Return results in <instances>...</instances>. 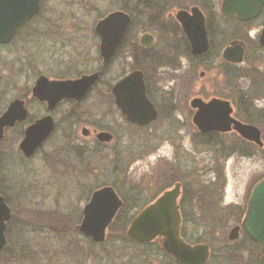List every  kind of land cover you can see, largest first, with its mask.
<instances>
[{"label": "rangeland", "instance_id": "obj_1", "mask_svg": "<svg viewBox=\"0 0 264 264\" xmlns=\"http://www.w3.org/2000/svg\"><path fill=\"white\" fill-rule=\"evenodd\" d=\"M137 2L41 0V12L20 30L12 43L0 47V114L14 98H30V88L40 74L64 78L75 73L92 72L98 66V38L94 33L97 22L114 11L132 12ZM170 7L174 5L168 6L167 10ZM143 12L128 35V40L134 41V44L147 30L148 15L151 14ZM156 34L160 44V32L156 31ZM121 51L123 55L108 69V86L113 78L131 69L133 61L125 55L127 49L122 48ZM249 65L247 62L243 66L246 68ZM165 70L161 69L159 72H164L163 75L159 79L155 77L152 83L155 99L171 89L175 93L181 90L178 88L180 72ZM259 72L264 74L263 64L259 66ZM241 84L247 87L249 94L258 92L250 79L242 80ZM189 93L188 98L192 91ZM232 102L237 117L251 118V123L261 130L263 146L257 147L251 141H248L251 144L241 142L234 133L219 135L217 141H222L221 146L230 147L232 156L227 161L223 157L219 159L214 170L209 168L208 162L215 154V147L209 148L203 144L205 142L200 144L196 141L208 140L198 138L189 118L183 126L173 122L174 118L185 120L183 116L175 117L177 114L165 120L162 113L156 123L143 130L129 127L119 116L115 127L118 147L115 148L114 144L109 150L100 149L87 140L84 156L72 155L71 159L67 157L61 164L58 161L55 163L52 156L53 150L58 147L56 141L61 140L58 135L45 144L42 153L25 158L18 149L21 128L6 132L0 146L4 158L3 185L11 218L7 222L6 246L0 252V264H160L156 255L159 251L132 246L125 240L128 222L136 214L132 208L123 209L117 220L123 222V226L111 227L102 242L104 244L98 247L73 228L79 224L83 206L92 191L111 186L120 197L132 191L149 196V192L156 193L173 182L163 179L166 174H177L175 167L179 164L182 168L178 172L179 177L181 173H188L187 182H193L195 188L202 189L208 186V181L217 178L216 196L219 190L221 193V182L224 181V203L241 204L248 186L264 178V101L259 100V119L239 111L237 99L233 98ZM29 105L34 118L38 109L33 102ZM82 109L80 105V108L71 110L81 112ZM101 109V113L106 115L109 111L113 112L111 107L104 105ZM72 146H77V143L73 142ZM171 146H177L174 151L178 157L174 162ZM235 150L241 155L246 151L247 158L236 159ZM157 160H161L162 164L156 166ZM205 167L211 171H205ZM174 177L177 179L178 176ZM213 205L211 210L195 213L198 228H187L186 231L194 241L198 239L199 243L210 246L217 254L221 245L228 243L227 236L236 222L223 213L226 211L219 212L218 207Z\"/></svg>", "mask_w": 264, "mask_h": 264}, {"label": "flooded vegetation", "instance_id": "obj_2", "mask_svg": "<svg viewBox=\"0 0 264 264\" xmlns=\"http://www.w3.org/2000/svg\"><path fill=\"white\" fill-rule=\"evenodd\" d=\"M216 1L217 0H138V2L135 3L136 6H134L132 12L128 13L122 11L129 16L130 23L121 42L108 61L103 60L100 52L101 39L94 31L98 38V66L92 72L78 73L77 75L75 73L73 76L70 75L64 78L47 77L40 74L30 88V98L17 97L8 103L0 116L7 110L8 106L13 101L19 100L23 102V106L26 110V117L22 121H17L11 128L4 129L3 139L0 141V144L3 142L6 132L21 128L20 132L22 135L18 143V149L25 158H31L38 153H42L45 144L49 142L50 139L56 138L58 135L57 138H61V140L59 142L58 140L56 141L57 143L55 144H58V147H55L52 156L55 159V163L58 161L61 164L66 161L67 157L68 159H71L72 155L78 154L84 156L86 152L85 147H87V140L94 143L95 146L100 149L109 150L114 144L115 148L118 147V137L115 127L119 116L124 119L126 125L129 127L143 130L156 123L157 120L161 118L162 113L165 120L177 114L175 117L183 116L185 120L174 118L172 120L173 122L183 126L184 123H188L189 118L192 129L197 132L198 138H205L209 142L203 140L199 141L198 139L196 141L200 142V144H202L201 142H205L203 144L208 145L209 148L215 147V154L208 162L209 168L214 170L216 162L219 159L223 157L227 161L229 160V157L232 156L230 153L232 151L231 148L225 145H222L225 146L222 147V141H217V136L234 133L241 139V142L247 144L248 140L242 138L233 129L232 124L229 125V130L225 132L218 130L201 132L193 121L198 112V108L193 106L192 102L194 100H198L204 105L212 101L222 102L225 105L227 104L231 111L229 117L233 118L240 124L255 127L259 131L262 142V132L256 127V125L251 123L252 119L248 118L251 120L250 121L235 115V104L232 100L233 98L238 100L239 111L244 114H250L259 119V100L264 101V74L263 72H259V66H261V64L264 66V47L260 44V36L264 29V7L260 13L258 10L255 16L241 19L236 15L224 14L222 12L225 0H219V2ZM170 5H174V7H170L167 10ZM12 6L13 3H11V5L6 4L3 5V8H9L7 10H12ZM41 10L42 3L41 0H39L38 12L26 21L11 39L1 43L0 47L8 46L12 43L16 39L20 30L33 20ZM142 10L144 11L143 14L147 11L146 13L151 15H148L149 22L147 23V30H145L138 38L137 44H134V41L128 40V35L132 31V26L135 21L139 20L142 16ZM185 28L189 29L192 33L196 52H194L193 45L187 36ZM156 31L160 32V44L157 43L158 35L156 34ZM162 34H165L164 37L161 36ZM143 36H147L143 40L144 44L141 42ZM122 48L127 49L125 55L133 61L131 69L128 73H123L120 76L113 78L112 83L108 86V69L117 58L123 55V51H121ZM227 48H235L241 52L242 61L240 63H234L226 60L224 58V51ZM248 57H251V59ZM183 61L185 62L183 63ZM247 62H249L250 65L244 68L243 65ZM143 65H145V67H143ZM161 69H166V72H180L178 77V88L181 89V92L179 91L178 93H175V91L171 89L168 92L162 93L159 98L155 99L152 92V83L155 81V77L156 79H159L163 75L164 72H159ZM135 72L142 75L145 88V98L155 111L154 119L144 125L129 122L122 114L121 109L117 106L115 97L112 93V88L118 81ZM254 74L256 76H254ZM92 75H96V80L83 95H80L79 97L76 95L59 96V91L55 87L57 82L75 81ZM42 78H45L48 82L40 85ZM246 79H250V82L254 84V88L256 87L258 91L256 94H249L247 92V87L242 86L241 81ZM34 91H36V93H34ZM189 91H192V93L188 98V94L190 95ZM31 102H33L38 109L34 118L29 109V104ZM80 105L81 108L83 107L81 112L71 110L74 108H80ZM87 105L91 110H88L86 107ZM102 105L111 107V111H113L112 114L110 111V113L108 112L107 114H111L110 116L101 113ZM60 114H62V117H60ZM47 117L51 119L52 123L50 133H48L45 139L35 148L30 156H25L19 148V145L24 140L26 131L34 124H39L41 120L46 119ZM100 133L108 134L109 138L100 140L98 137ZM83 139L85 141H83ZM73 142L77 143V146H72ZM60 143H62V145ZM248 143L251 144V142ZM252 144L255 143L252 142ZM255 145L259 147V145ZM171 148L173 149L172 160L174 162L175 157H178L177 152L174 151L177 146H171ZM235 151L236 159L243 160L247 158V152L245 150H242L245 151L242 155L238 150ZM72 152H75V154H72ZM216 154H218L219 157H217ZM250 155L253 157L252 154ZM2 159L4 158L0 146V198H2L3 202L8 207L7 196L4 191L5 186L3 185L5 178L2 168ZM160 162L161 160H157L156 166L158 164L161 165L162 163ZM209 168L205 167V171H211ZM175 169L177 170V174H174L173 172L166 174L164 176L165 179H163H169L173 182L161 188L156 193L149 192V196L137 191H132L128 194H122L120 197L111 186H108L116 193L121 202V206L106 229L104 241L106 240L107 232L111 227L115 225L118 226V224L123 226V222L117 220L119 214L123 212L125 207L132 208L133 211H136V214L128 222L129 224L127 227H129L135 217L144 208L151 205L163 193L178 185L179 191L176 205L181 220L179 236L185 243L189 245L201 244L198 239L197 241H194L193 237L186 230L187 228H198L196 224L198 223L196 221L198 220V217L196 218L195 213L211 210L214 206L213 203L218 207L217 211H226V213H223L227 214L228 218L236 222L232 226V229L236 227L240 228L236 239L229 240L227 237L228 243L225 246L221 245V248L218 249L220 251L219 253L214 254L211 247L207 245L209 248V258L205 264H259V245L255 243L241 228L248 198L251 194L252 188L258 181L248 186L241 204L233 202L224 203L226 192L224 181L221 182V193L219 190V194L216 196L218 189L216 184L217 178H214L215 181H208V186H205L202 189H197L193 182H187L188 173H181V177H179L178 172H180L179 170L182 171L180 164L177 165ZM176 175L178 176L177 179L174 177ZM99 189L92 191L88 201L84 204L80 222L73 228L76 232H80L79 226L84 221L89 220L90 214L88 213L87 216L84 215L83 210L90 202L92 195ZM212 198L213 200H211ZM190 214L191 216L189 217ZM82 234L87 240H89V242L97 247L104 244L95 241V239L89 235ZM4 236L6 239L5 232ZM125 236V240L132 246L136 245L143 248H154V251H159V254L157 253L156 255L159 256L161 261L160 264H164V261L166 264H177L175 260L161 248L158 240H153L149 243H142L127 237L126 232ZM4 247L0 249V252H2Z\"/></svg>", "mask_w": 264, "mask_h": 264}, {"label": "water", "instance_id": "obj_3", "mask_svg": "<svg viewBox=\"0 0 264 264\" xmlns=\"http://www.w3.org/2000/svg\"><path fill=\"white\" fill-rule=\"evenodd\" d=\"M11 3H13L12 10L3 8V5H11ZM0 7L2 8H0L1 44L11 39L23 24L38 12L39 0H0ZM263 7L264 0H225L222 12L246 19L255 16L258 10L260 13ZM129 23V16L122 11L111 12L97 22L94 31L101 39L100 52L104 61H108L118 47ZM185 30L193 45L194 52H196L192 33L189 29L185 28ZM145 37L147 36H143L141 39L143 44ZM260 44L264 47V29L260 36ZM235 50V48H227L224 51V58L234 63H240L242 54ZM95 80L96 75H92L80 80L57 82L55 87L59 91L60 97L67 95L79 97L87 92ZM40 82L42 85L48 80L42 78ZM112 93L117 106L129 122L144 125L154 119L155 111L145 98V88L140 73H132L118 81L113 86ZM192 103L194 107L198 108L193 121L201 132L210 130L225 132L229 130V125L232 124L233 129L242 138L262 146L259 131L255 127L240 124L230 118L231 111L227 104L212 101L204 105L198 100H194ZM25 117L26 110L23 102L13 101L0 116V141L3 139L5 128H11L17 121H22ZM51 129L52 123L49 117L41 120L39 124L36 123L31 126L19 145L23 154L30 156ZM98 137L100 140L108 139L109 135L100 133ZM178 191L179 186L176 185L144 208L129 225L126 235L142 243L158 240L161 248L177 264H205L209 258L208 247L205 244L191 246L179 236L181 220L176 205ZM120 206L121 202L111 187H104L96 191L83 210L84 215L90 214V218L79 226V231L91 236L95 241L103 242L106 229ZM10 217V209L0 198V249L5 245L4 231L6 222L9 221ZM241 227L254 242L259 244L261 250L260 264H264V179L260 180L252 189ZM239 229V227L231 229L228 239H236Z\"/></svg>", "mask_w": 264, "mask_h": 264}]
</instances>
